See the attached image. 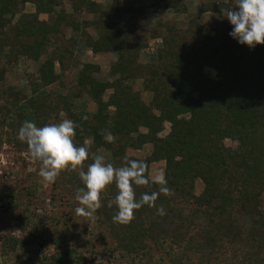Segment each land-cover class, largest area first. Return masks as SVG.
Returning a JSON list of instances; mask_svg holds the SVG:
<instances>
[{"label":"trees","instance_id":"obj_1","mask_svg":"<svg viewBox=\"0 0 264 264\" xmlns=\"http://www.w3.org/2000/svg\"><path fill=\"white\" fill-rule=\"evenodd\" d=\"M153 1L156 11L190 15L186 27L168 24L145 37L122 21L124 14L136 15L131 9L100 10L94 0H0V84L20 70L22 58L38 64L25 76L28 86L0 89V145L27 148L17 138L25 120L40 127L58 123L64 113L75 124L74 145L88 148L85 170L94 153L114 167L125 165V157L143 161L150 176L152 166L163 163L170 189L122 224L112 220L115 204L108 207L117 193L113 183L90 221L97 232L78 221L75 230L56 229L52 236L22 203L26 193L37 198L39 183L19 190L3 185L0 206L17 214L27 235H1L0 257L15 254L14 264H264V45L250 48L230 37L222 9L234 8L236 0H200L194 13L189 0ZM28 4L34 12L25 11ZM81 12L83 23L76 18ZM150 40L159 43L144 62ZM80 46L112 52L116 60L106 76L99 64L83 63L68 90L64 72ZM57 83L58 93L50 89ZM166 123L170 131L161 137ZM146 144L152 147L145 157L132 154ZM60 172L53 184L61 181L76 196L83 187L79 168ZM158 188L134 186L136 198Z\"/></svg>","mask_w":264,"mask_h":264},{"label":"rangeland","instance_id":"obj_2","mask_svg":"<svg viewBox=\"0 0 264 264\" xmlns=\"http://www.w3.org/2000/svg\"><path fill=\"white\" fill-rule=\"evenodd\" d=\"M95 2L101 5V9H121L124 11L126 9H131L136 13L135 16L132 14H124L122 21L125 23H134L139 29H143L142 34L145 37H150V33H157L165 29L168 24L180 26L181 29L186 27V22L189 21V16L187 14H174L173 12L165 9L156 11L152 9L153 0H94ZM190 13L198 11L200 0H189ZM67 11L71 12L70 5H66ZM152 10V11H151ZM26 12H34V6L28 4L25 7ZM77 20L81 23L87 19V16L84 13H78L76 15ZM91 18V16L89 17ZM95 18V16L93 17ZM83 26V24H82ZM89 34H94V29L92 27H86L85 29ZM74 33L71 31L68 32V38L73 36ZM151 49H146L141 53V60L144 62L149 61L150 54L152 50L157 48L159 43L158 40H150ZM116 60V55L112 52H105L102 54H94L91 50L86 49L82 46L78 47L75 50V59H71L69 68L64 72L63 83L64 87L68 90L73 87L76 82L79 68L83 63L93 62L101 66L102 75H108L112 63ZM37 66L35 62L22 58L19 64L20 70H13L7 76L6 81L3 84H0V89L6 85L12 86H28V83L25 79L30 73H35L37 71ZM60 85L54 84L50 87L53 91H60ZM136 90L139 87H135ZM144 99H148V96L144 94ZM1 102V101H0ZM89 110H95V104L92 101H88ZM67 118L64 113H61L57 118L59 123L63 119ZM68 119V118H67ZM170 131V124L166 123L164 125V130L159 134L161 137H165ZM141 132H146V129L141 128ZM225 145L230 148H237L238 143L232 139H226ZM151 145L146 144L140 150H135L132 152L133 155L137 157H145L151 150ZM40 162L33 159L30 154L28 147L20 148L17 145L3 143L0 145V187L3 185L11 189H23L28 186H31L34 183H39L38 186V196L37 198L28 197L27 193L24 194L22 203L28 205L33 211L36 212L40 221L46 223L47 232L50 235H54L53 232L57 229L64 231L75 230V227L78 226V221H82L83 226L89 224L91 229L97 232V225L93 222L90 223V219L80 220V216L75 215V208L79 206L78 201L75 199L76 196L70 194L69 188H63L62 182L58 185L45 182L39 176ZM164 175V164L158 163L152 166L151 177L156 175ZM57 177L60 179L63 177V174L60 172ZM57 180V178H56ZM202 189V185L198 184V192ZM24 209V208H22ZM17 214L6 210L3 206H0V245H1V235L10 234L13 237H18L24 239L26 237V232L23 231L20 226V220L16 218ZM81 223V222H80ZM49 235V236H50ZM46 249L53 252L54 246L48 245ZM21 251H24L21 249ZM20 251V252H21ZM15 254L10 256L0 257V264H14Z\"/></svg>","mask_w":264,"mask_h":264},{"label":"clouds","instance_id":"obj_3","mask_svg":"<svg viewBox=\"0 0 264 264\" xmlns=\"http://www.w3.org/2000/svg\"><path fill=\"white\" fill-rule=\"evenodd\" d=\"M222 13L232 25L230 37L239 44L250 48L264 45V0H236L234 8L222 9ZM74 135L75 124L67 118L40 127L31 120H25L17 132V138L27 144L30 156L40 162L39 176L45 182H54L61 170L79 168L83 187L77 189L75 199L79 206L74 210L75 215L95 220L94 213L100 207V195L113 183L117 193L114 200L108 201V207L115 204L116 212L112 220L116 223L129 222L135 210L144 205L153 207L159 194L169 193L163 174L155 177L146 175L147 165L140 160L125 157V165L114 167L111 163H105L103 154L94 153L93 162L85 170L83 165L89 157L88 148L74 145ZM104 139L111 141L113 137L107 133ZM149 183L157 184L158 191L144 192L137 199L134 186ZM157 212L164 215L163 208H157Z\"/></svg>","mask_w":264,"mask_h":264}]
</instances>
